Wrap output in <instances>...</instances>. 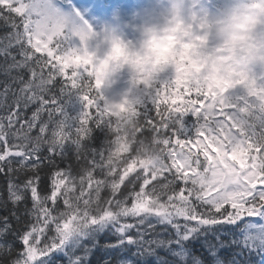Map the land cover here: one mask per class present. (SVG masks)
Masks as SVG:
<instances>
[{"label": "snow or ice", "instance_id": "snow-or-ice-1", "mask_svg": "<svg viewBox=\"0 0 264 264\" xmlns=\"http://www.w3.org/2000/svg\"><path fill=\"white\" fill-rule=\"evenodd\" d=\"M66 3L0 0V264H90L96 248L135 249L115 264H264V78L217 87L178 67L111 103Z\"/></svg>", "mask_w": 264, "mask_h": 264}, {"label": "clouds", "instance_id": "clouds-1", "mask_svg": "<svg viewBox=\"0 0 264 264\" xmlns=\"http://www.w3.org/2000/svg\"><path fill=\"white\" fill-rule=\"evenodd\" d=\"M198 2L147 0L130 13L134 39L123 29H101L102 54L86 48L94 81L107 90L125 73L132 93L178 67L217 87L264 70V0H220L213 13Z\"/></svg>", "mask_w": 264, "mask_h": 264}, {"label": "rangeland", "instance_id": "rangeland-1", "mask_svg": "<svg viewBox=\"0 0 264 264\" xmlns=\"http://www.w3.org/2000/svg\"><path fill=\"white\" fill-rule=\"evenodd\" d=\"M77 1L80 3L79 6H81L80 9L83 11L82 15H83L84 20L87 23V27H88L89 31L94 35L95 51H97L98 55L102 54L103 45L100 44V35L102 34L101 29L108 30L109 27H108V25H106L105 21H113L114 19L106 18V17H103L102 15H100L103 12V10L97 6L100 3L99 0H92V1L91 0H77ZM143 1L147 2V0H136L135 9L144 5L145 3H143ZM206 1H208V0H199V2L196 4V8L197 9L204 8ZM122 2H123L124 6L127 5V2H125V1H122ZM113 3H115V2H113ZM84 5L90 6L89 7L90 12L85 10L86 7H84ZM122 11H123V13H121L120 16L123 17L126 14V19L124 17L126 25L122 26L121 29L126 28L124 30H127L130 27V32H128V30H127V32H125V31L124 32L126 33L128 38L134 39L135 38V32L133 31L132 25L135 23V18L130 15V13L133 10L123 9ZM126 78H127L126 74L121 73L116 78L115 82L110 86V88H108V90H111V89L118 87V89H116V91H111V94L108 95L109 102L117 103L120 100V97H122L121 95H126L127 92H130V88H129L128 84L123 85V82L125 81Z\"/></svg>", "mask_w": 264, "mask_h": 264}, {"label": "trees", "instance_id": "trees-1", "mask_svg": "<svg viewBox=\"0 0 264 264\" xmlns=\"http://www.w3.org/2000/svg\"><path fill=\"white\" fill-rule=\"evenodd\" d=\"M6 31V28L3 26L2 22H0V36H2ZM41 54L40 53H37V56H40ZM44 55V58L47 59V55L43 54ZM53 63H56L55 59H53L52 61ZM50 67V65H49ZM66 72L70 75L71 73V68L69 69H66ZM85 77H87V75H85ZM2 78V77H0ZM62 78L61 77H57L56 79V90L58 92V89L59 87L62 86ZM170 103V102H169ZM95 112L96 110L95 109H90V114L91 115H95ZM30 115V113H29ZM152 115L154 116L155 115V112L153 111L152 112ZM115 119V118H114ZM83 165H81L82 167ZM5 189H6V181L4 179L3 176H0V193H4L6 195V192H5ZM3 211L0 210V215H3ZM106 241V237L104 234H101L100 238H99V243L100 244H104ZM192 247V250L195 254L197 255H202L203 258H205V260L207 261L208 260V254L207 252H205V250L200 246L199 243H194L191 245ZM221 250H223V253H222V257L223 258H227L226 260H230L232 259L233 257V254L237 251V249L235 247H227V248H222ZM132 251H135V249H131L129 252L127 253H117V252H110V253H105L103 250H101L100 248H96V249H93V252L91 254V256L89 257V262L90 264H103V261L105 259H108L109 256L111 257L112 261H113V264H115V262L117 260H121V259H132L133 257L131 256V252ZM159 251V255L161 256H167V254L163 251V250H158ZM170 259V257H168ZM151 259V258H150ZM152 264H154V260L152 262Z\"/></svg>", "mask_w": 264, "mask_h": 264}]
</instances>
